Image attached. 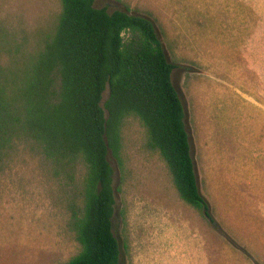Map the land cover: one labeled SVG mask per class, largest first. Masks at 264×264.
I'll return each instance as SVG.
<instances>
[{"label": "rangeland", "instance_id": "rangeland-1", "mask_svg": "<svg viewBox=\"0 0 264 264\" xmlns=\"http://www.w3.org/2000/svg\"><path fill=\"white\" fill-rule=\"evenodd\" d=\"M93 6L153 23L173 66L198 189L214 219L178 198L144 129L127 120L121 163L108 158L119 264H264V0ZM59 11V0H0V65L36 52ZM71 190L58 186L39 155L19 154L0 175V264H65L78 253L66 205Z\"/></svg>", "mask_w": 264, "mask_h": 264}, {"label": "trees", "instance_id": "trees-1", "mask_svg": "<svg viewBox=\"0 0 264 264\" xmlns=\"http://www.w3.org/2000/svg\"><path fill=\"white\" fill-rule=\"evenodd\" d=\"M94 1L59 0L52 34L36 52L0 65V175L28 150L59 187L72 189L66 205L79 251L65 264L120 262L108 158L121 163L130 119L164 161L178 198L214 223L198 189L173 66L153 23Z\"/></svg>", "mask_w": 264, "mask_h": 264}, {"label": "crops", "instance_id": "crops-1", "mask_svg": "<svg viewBox=\"0 0 264 264\" xmlns=\"http://www.w3.org/2000/svg\"><path fill=\"white\" fill-rule=\"evenodd\" d=\"M198 264V263H197ZM199 264H204V262L201 260Z\"/></svg>", "mask_w": 264, "mask_h": 264}]
</instances>
